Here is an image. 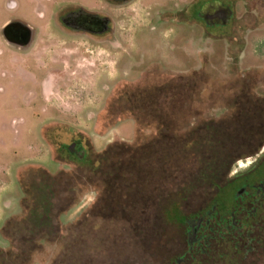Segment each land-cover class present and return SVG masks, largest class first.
I'll return each instance as SVG.
<instances>
[{"label": "rangeland", "instance_id": "1", "mask_svg": "<svg viewBox=\"0 0 264 264\" xmlns=\"http://www.w3.org/2000/svg\"><path fill=\"white\" fill-rule=\"evenodd\" d=\"M15 1L31 22L62 1L113 23L98 42L53 43L46 67L0 42V227L11 216L0 264H264V198L254 218L237 211L243 234L216 216L214 238L189 249L215 201L230 218L238 193L262 194L264 68L242 70L237 56L247 28L264 25V0H218L225 43L193 22V54L190 24L166 12L190 9L213 36L205 0H143L151 8L126 14L107 0Z\"/></svg>", "mask_w": 264, "mask_h": 264}, {"label": "flooded vegetation", "instance_id": "2", "mask_svg": "<svg viewBox=\"0 0 264 264\" xmlns=\"http://www.w3.org/2000/svg\"><path fill=\"white\" fill-rule=\"evenodd\" d=\"M55 1V0H51ZM108 5L120 12L126 14L127 11H139L146 6L151 8L150 4L143 3V0H107ZM17 6L15 0H2L0 1V42L10 45L13 48L27 50V54L33 57L34 61H38L37 65L42 67L47 65L48 50H53L51 53L57 55L58 47L60 45H72V44H91L100 41L103 37L109 36L112 31L113 19L111 16L104 14L103 12L90 10L84 5L77 4L76 2L65 3L59 1L52 10L53 15L51 21H45L46 15L43 12L37 13L40 21H32L25 19L17 15L13 10ZM39 8L35 9V12L39 11ZM205 9V11H204ZM181 10V9H179ZM185 10V9H182ZM200 16L210 22V24L226 23L229 18L230 10L228 11L218 0H205L203 8L200 9ZM57 44L54 47L52 44ZM48 47V48H47ZM46 48V49H45ZM58 72L61 69L55 67L49 69ZM59 73V72H58ZM46 79V78H45ZM43 80V84L44 81ZM80 147L75 143L70 145V150L76 155H81L83 158L85 152H80ZM254 186V185H253ZM258 191H261L260 196L253 197L249 202H245L246 194L244 191L238 195L241 198L240 211L242 208L249 210V207L256 205L264 198V186L255 185ZM261 188V190H260ZM256 190V191H257ZM263 190V191H262ZM246 191V190H245ZM259 207L256 206L258 212ZM246 212V211H245ZM247 218H254L257 214L248 215ZM237 221L236 218H233ZM204 222L199 220L193 229V236L196 237L199 231L202 230ZM238 228L242 225L236 222ZM248 226V223H246ZM192 240V237H191Z\"/></svg>", "mask_w": 264, "mask_h": 264}, {"label": "crops", "instance_id": "3", "mask_svg": "<svg viewBox=\"0 0 264 264\" xmlns=\"http://www.w3.org/2000/svg\"><path fill=\"white\" fill-rule=\"evenodd\" d=\"M166 14L168 16L173 15L172 18L174 20L175 19H178L177 22L179 24H181V22H183V23L184 22H187V23L190 24L188 27H184V35H183V38L184 39L185 38H188L189 39V41H188V49H189V51H190L191 54H193L192 52H194V51L191 48V41L192 40L190 39L191 38L190 27H192V25H194V24H196L195 26H200L202 32L205 33V35L208 34L211 38L214 37L212 39H214V40L215 39H218L219 42H224L225 43L224 39H226V38L225 37L222 38L218 33H222L223 32L224 27H223V29H221L222 28V25H226L227 26L226 23L228 22V20L226 21V23H223L224 21H221L220 23H216L215 25H217L219 27L220 31L217 32L216 35L211 36L213 33H209L207 31V29L205 28V26H203L200 21H196L194 19H192V21H191V10L188 9V8H185V10H182V9L179 10V9H177L175 12L174 11H169V12H166ZM176 17H179L180 19L179 18H176ZM233 17H235V16H233ZM193 22H194V24H192ZM262 26L261 27L260 26H257V27H250V28L248 27L247 28L248 30H247V33H246V43H245V46H243V48L240 49V51L238 53V56H237V61L239 62L242 70H246V69L249 70V68H251L252 70L264 68V25H262ZM212 49L213 48H211V47L209 48V50H212ZM171 50H172V48L168 44L167 47H166V51L165 52L167 54H170V53H172V52H169ZM172 51H173V56L172 57L174 59L178 60L179 62L181 61V63H183V64H186V60L185 59H182V57L177 53V50L175 48ZM168 61H169V57H168ZM127 119L134 120L133 118H127ZM123 121H125V120H123ZM123 121H121V123ZM134 124H135V121H134ZM121 140L127 141L124 138H121ZM110 143H112V142H110ZM25 197L26 196L23 195L22 201L25 199ZM12 216H14V215H12ZM10 217L5 221V223L6 222H10L9 221V220H11ZM4 224L0 227V232L2 233L3 237H5L4 236V232H3Z\"/></svg>", "mask_w": 264, "mask_h": 264}, {"label": "trees", "instance_id": "4", "mask_svg": "<svg viewBox=\"0 0 264 264\" xmlns=\"http://www.w3.org/2000/svg\"><path fill=\"white\" fill-rule=\"evenodd\" d=\"M260 190H261V188H260ZM239 194L240 193H238L237 195H239ZM217 205H218V202L215 201L213 203V205L210 208H208V210L205 212V214H204L205 217L203 218L204 224H203V228H202V230H204L203 233L205 235L202 236V239H199L198 237L194 238L193 236H191L193 238L189 242V249L190 250H193L195 247H200V245L205 246L206 244H209V241L212 238H214L213 233L215 232L216 225L217 226L219 225L220 228H223L224 225L226 224L225 227L227 226V228H231L239 236L241 234H243V232H245L244 228L242 226H240L238 228L239 225L236 224L237 221H234V219H233L234 217L236 218L235 215H236L237 211L240 210V207L237 208V209L232 210L230 212V214H229L230 215V218H229L227 216H223V215L220 214ZM255 208H256V205L255 206L252 205V207H250V210H246L245 208H242L241 210L242 211H246L247 213L249 212L248 215H252V214L255 215V214H257V211H256ZM216 216L219 218V221L216 222V225L210 226L208 220L210 221L211 218H215ZM219 222H220V224H219Z\"/></svg>", "mask_w": 264, "mask_h": 264}]
</instances>
